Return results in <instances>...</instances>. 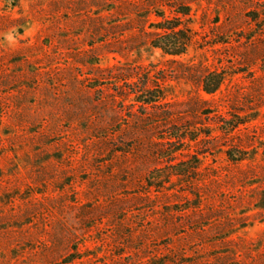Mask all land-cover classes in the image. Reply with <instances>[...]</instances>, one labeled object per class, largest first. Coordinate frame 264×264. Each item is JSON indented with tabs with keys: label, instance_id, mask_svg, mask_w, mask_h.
<instances>
[{
	"label": "rangeland",
	"instance_id": "obj_1",
	"mask_svg": "<svg viewBox=\"0 0 264 264\" xmlns=\"http://www.w3.org/2000/svg\"><path fill=\"white\" fill-rule=\"evenodd\" d=\"M0 264H264V0H0Z\"/></svg>",
	"mask_w": 264,
	"mask_h": 264
}]
</instances>
